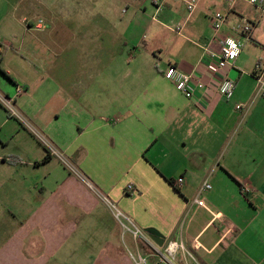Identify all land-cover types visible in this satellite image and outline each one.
<instances>
[{"label": "crops", "instance_id": "obj_1", "mask_svg": "<svg viewBox=\"0 0 264 264\" xmlns=\"http://www.w3.org/2000/svg\"><path fill=\"white\" fill-rule=\"evenodd\" d=\"M37 10V0H0V91L21 88L20 113L140 228L182 239L199 264H264V100L255 78L263 8L197 0L189 13L185 0H167L154 27L136 13L126 66L122 34L85 29L102 15L44 29ZM242 18L253 25L247 38L235 31ZM228 37L244 44L226 71L233 100L199 91L201 105L165 78L175 66L214 84L211 55ZM129 252L136 243L108 206L0 106V264H134Z\"/></svg>", "mask_w": 264, "mask_h": 264}, {"label": "built area", "instance_id": "obj_2", "mask_svg": "<svg viewBox=\"0 0 264 264\" xmlns=\"http://www.w3.org/2000/svg\"><path fill=\"white\" fill-rule=\"evenodd\" d=\"M167 0H152L156 8L155 16L157 17L164 11ZM253 7H261L264 10V0H242ZM187 10L192 13L197 5V0H185ZM264 12V11H263ZM225 23L223 15H217L214 19L213 27L216 31L220 30ZM253 25L248 18H242L235 26L236 33L247 38L252 32ZM243 42L233 37L226 38L220 47L218 54L211 55V58L217 61V71L215 74V83L205 84L195 74H186L178 70L175 66H170L164 76L171 81L176 89L182 93L187 99L194 100L203 104L206 99L197 100V92L207 94L210 90H216L218 94L225 100H233L236 92V84L227 78V68L233 66L243 49ZM257 92L262 94L264 100V67L262 64L257 65L256 74ZM22 93V89L18 88L13 97L7 96L0 91V106H2L8 115L17 120L23 128L30 132L37 141L45 148L49 156L56 158L59 162L80 182L93 191L111 210L114 217L118 221L123 230V238L126 235L132 237L137 246V253L129 252V256L134 264H199L196 257L184 245L182 239L166 240L164 245L160 247L148 235L146 230L140 228L134 220L120 210L109 198L103 196L93 184L85 177V175L62 153L45 135L37 130L18 110L16 106V98ZM205 99V100H204ZM244 105L238 104L237 110H243ZM183 184V179L175 182V187L179 188ZM211 189V185L206 181L202 191ZM129 190H133V186H129ZM250 188H245L243 193H250ZM199 206H204V202L199 198L195 200Z\"/></svg>", "mask_w": 264, "mask_h": 264}, {"label": "rangeland", "instance_id": "obj_3", "mask_svg": "<svg viewBox=\"0 0 264 264\" xmlns=\"http://www.w3.org/2000/svg\"><path fill=\"white\" fill-rule=\"evenodd\" d=\"M37 9V22L42 24L44 29L57 28L62 30L66 25L73 29L78 22L71 17L81 13L102 15L101 21L94 20L92 17L87 19L85 29L92 31L94 25H99L103 29L115 28L122 34L123 37H119L118 45H121L126 52L123 55L121 54L122 56L119 54L118 62H122L125 66L129 56V50L126 49V44H129V19L135 16L136 13H141L144 17H142L143 21L148 26L154 27L157 20L162 18V13L157 17L155 16L156 8L152 0H37ZM62 15H68V21ZM53 18H56V20H53ZM148 35H151L150 30L146 34V40L149 39ZM41 38L48 39L45 36ZM83 39L85 44H88L93 39L92 33H86Z\"/></svg>", "mask_w": 264, "mask_h": 264}, {"label": "water", "instance_id": "obj_4", "mask_svg": "<svg viewBox=\"0 0 264 264\" xmlns=\"http://www.w3.org/2000/svg\"><path fill=\"white\" fill-rule=\"evenodd\" d=\"M146 232L148 233V235L150 236V238L156 243L158 244L160 247H162L165 243V238L164 236L159 233L156 229L150 228V229H146Z\"/></svg>", "mask_w": 264, "mask_h": 264}]
</instances>
